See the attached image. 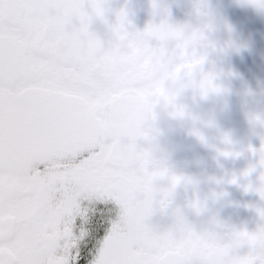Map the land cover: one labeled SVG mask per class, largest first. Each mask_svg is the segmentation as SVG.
<instances>
[{
    "label": "snow or ice",
    "instance_id": "snow-or-ice-1",
    "mask_svg": "<svg viewBox=\"0 0 264 264\" xmlns=\"http://www.w3.org/2000/svg\"><path fill=\"white\" fill-rule=\"evenodd\" d=\"M106 11L0 0V264H223L194 250L183 214L149 223L157 181L137 140L175 54L122 13L103 44L90 24ZM242 235L232 264H264V226Z\"/></svg>",
    "mask_w": 264,
    "mask_h": 264
},
{
    "label": "flooded vegetation",
    "instance_id": "flooded-vegetation-1",
    "mask_svg": "<svg viewBox=\"0 0 264 264\" xmlns=\"http://www.w3.org/2000/svg\"><path fill=\"white\" fill-rule=\"evenodd\" d=\"M131 0H105L107 9L105 19L94 18L90 24L92 31L103 44L112 40L109 25L115 22V12L121 7L126 8L131 22L130 30L142 31L148 23L156 22L163 10L168 19L175 24L194 23L193 5L196 0H157L160 8L153 9L152 0H135L133 11ZM223 0H207L213 11L221 5ZM87 0H85V4ZM229 16L219 18L218 39L226 35L245 42L258 38L264 31V15L258 14L250 6H244L233 0L230 4ZM231 27V33H226L224 25ZM260 42V41H256ZM153 45L159 43L153 40ZM171 48V46H170ZM211 66L231 72L235 75L222 77L230 89L226 98L209 97L201 99L191 90H186L179 101L189 107L194 113L214 122L213 126L200 125L208 138V143H201L188 131V123L171 119L157 107L156 126L159 135L156 138L158 156H162L165 166L176 174L192 177L198 182V191L202 197L208 198L210 211L218 214L230 227L254 232L264 221L258 215V209L264 207V200L252 188L246 187L259 183L261 169L258 165L259 154L252 149L261 146L262 134L254 128L246 117V111L264 110V72L248 74L238 71L227 64L219 55H213ZM210 67L205 64V68ZM248 87L255 93L249 97L247 103L242 95L243 89ZM227 133L232 141L230 151L235 155H220L217 149H225L220 142V136ZM140 147H147V142L137 140ZM252 169V171H248ZM248 172L247 175L244 173ZM235 176L236 182H227ZM163 182L157 181V185ZM213 193L220 194L212 199ZM191 189L185 191L178 187L174 202L181 207L186 220L197 230H200L209 213L196 214L192 209L184 207L186 198H191ZM150 225L158 230H164L171 224L170 216L160 210L154 211L149 219ZM244 250H241L243 253Z\"/></svg>",
    "mask_w": 264,
    "mask_h": 264
},
{
    "label": "clouds",
    "instance_id": "clouds-1",
    "mask_svg": "<svg viewBox=\"0 0 264 264\" xmlns=\"http://www.w3.org/2000/svg\"><path fill=\"white\" fill-rule=\"evenodd\" d=\"M237 3L250 6L258 14L264 15V0H237ZM153 9L160 8L157 0H152ZM122 13L124 19L131 26L126 8L121 7L115 12ZM194 23L175 24L172 23L163 10L160 12L158 21L149 22L148 26L155 29H163L164 38L162 44L165 48L171 46L175 59L170 70L166 71L156 89L151 96V109L143 122V133L147 142V153L150 158L149 163L151 171L156 181L163 183L157 185L158 199L154 206V211L160 210L167 213L171 218V224L165 230L172 229L176 223L177 214H183L181 207L174 202L175 193L178 187H183L185 191L191 189V198H186L184 207L192 209L196 214L209 213L204 226L197 230L185 218L186 222L191 225L188 238L192 240L194 250L201 249L205 258L222 261L223 264H232L236 258L238 249L250 246L248 238L242 233L251 235L243 229L230 227L218 214L210 211L207 197H202L198 191V182L196 179L176 174L164 164L162 156H158V146L156 138L159 135V129L156 126L157 107L162 109L171 119L188 123L187 131L195 136L201 143L207 144L208 138L202 131L200 125L206 127L213 126L214 122L205 119L194 113L189 107L179 101V97L186 90H191L201 99L211 97L226 98L230 92L229 87L222 77L235 75L234 73L224 72L223 69H217L211 66L213 55H225L230 51H239L246 47L244 43L226 35L223 39H218L214 33L218 29V20L213 15L207 0H196L193 5ZM145 27V28H146ZM144 28V29H145ZM143 29V30H144ZM142 30V31H143ZM226 33H231L232 29L227 24L224 25ZM148 63V61H146ZM160 63V59L156 60ZM210 67L205 68V64ZM264 92V89H261ZM245 102L249 97L255 95L252 89L245 87L242 92ZM246 117L250 124L264 134V110L246 111ZM261 146L259 149H252L258 152V165L261 169L259 174V183L255 186L251 184L246 187L256 191L260 198L264 200V135L261 136ZM220 142L225 145V149H217L220 155H235L230 151L232 141L227 133L220 136ZM249 172L252 169L248 170ZM248 172L244 173L247 175ZM236 177L232 176L227 182L235 183ZM220 194L213 193L212 199L218 198ZM258 215L264 221V207L259 208ZM264 226V223L261 224ZM119 227L125 225L121 221Z\"/></svg>",
    "mask_w": 264,
    "mask_h": 264
},
{
    "label": "water",
    "instance_id": "water-1",
    "mask_svg": "<svg viewBox=\"0 0 264 264\" xmlns=\"http://www.w3.org/2000/svg\"><path fill=\"white\" fill-rule=\"evenodd\" d=\"M233 0H223L221 5L212 11L217 18H225L229 16V7ZM222 27H218L214 35L218 38V32ZM256 41H260L259 43ZM246 47L239 51H230L225 55H219L226 60L228 66L248 74H257L264 72V31L258 38H253L242 42Z\"/></svg>",
    "mask_w": 264,
    "mask_h": 264
},
{
    "label": "rangeland",
    "instance_id": "rangeland-1",
    "mask_svg": "<svg viewBox=\"0 0 264 264\" xmlns=\"http://www.w3.org/2000/svg\"><path fill=\"white\" fill-rule=\"evenodd\" d=\"M130 2H131V5H132V8L131 9L133 11H135V0H131Z\"/></svg>",
    "mask_w": 264,
    "mask_h": 264
}]
</instances>
